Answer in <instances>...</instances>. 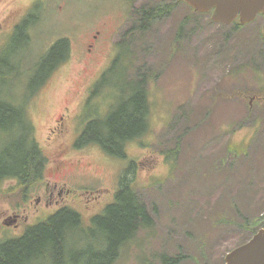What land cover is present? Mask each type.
I'll return each instance as SVG.
<instances>
[{"label": "rangeland", "instance_id": "374dc122", "mask_svg": "<svg viewBox=\"0 0 264 264\" xmlns=\"http://www.w3.org/2000/svg\"><path fill=\"white\" fill-rule=\"evenodd\" d=\"M158 5L171 8L170 14L142 32L145 11ZM29 15L36 19L31 39L14 51L6 22L12 16L11 24L25 23ZM258 27L248 26L234 41L240 48H208L220 28L178 0H0V103L30 101L17 72L24 66L30 72L58 40L71 47L66 64L52 72L43 93L29 104L35 144L47 157L41 186L24 193L18 190L20 180L7 179L0 194L11 190L32 202L37 194L44 200L47 184L53 188L57 182L56 196L64 193L52 211L68 206L89 225L114 201L128 170L154 226L123 247L115 264H161L163 254L190 256L182 264H224L231 250L264 226V149L257 153L264 138L247 154L236 149L250 127L264 131L263 113L224 96L264 93V62L256 75V60L249 61L257 43L249 35ZM249 43L252 48H246ZM182 44L186 48L177 50ZM137 83L149 93L151 129L128 142L125 158H118L92 143L93 133L105 130L104 118L119 112L118 100L130 101ZM226 118L235 125L230 131ZM84 129L91 132L87 146H72ZM14 130L12 123L0 125V143L20 145L21 151L29 147L31 135L19 143L3 135ZM28 204L27 230L49 217L44 206ZM0 209H9L8 202ZM6 235L23 233L10 229ZM72 238H83L74 242L82 250L85 241H105V234L91 226ZM73 256L66 252L61 258L72 264Z\"/></svg>", "mask_w": 264, "mask_h": 264}, {"label": "trees", "instance_id": "16d2710c", "mask_svg": "<svg viewBox=\"0 0 264 264\" xmlns=\"http://www.w3.org/2000/svg\"><path fill=\"white\" fill-rule=\"evenodd\" d=\"M171 10V8L158 5L145 11L148 12L145 14L147 26L142 27L144 29L142 31L147 30L154 20L169 15ZM33 18L30 15L27 19L29 22L26 20L24 26L20 28L16 34V43L20 41V43L28 45L32 30L29 25L34 22ZM9 48H14L13 43ZM70 48V43L66 39L58 40L55 45H52L41 61L42 85L56 68L66 63L70 56ZM131 48H134L132 44ZM143 84L137 83L134 96L129 98V102L121 103V100L116 102L119 112L113 116L109 113L104 118V131L99 130L98 133H93L95 138L92 143L99 144L106 152L118 158H125L128 142L143 138L151 129L148 122L150 119V98L148 91L142 88ZM101 85L102 80L97 86ZM9 102L11 101L6 100L4 103H0V125H8L19 117L21 119L19 125L24 126L21 135L32 136L33 125L28 116V105L18 106ZM89 134L91 132L84 129L78 145L81 142H87ZM7 135V139L19 143L21 137L19 132L8 131ZM237 145V150L244 151L245 154L248 153L247 144L239 143ZM0 147V183L14 178H20V183L26 184L42 180L47 158L37 144L31 141L30 146L22 151L20 145H12L10 148L7 144L0 143ZM129 176L128 170L123 173L120 189L114 202L108 205L100 215L91 218L89 225L74 209L70 207L61 209L43 223L29 227L23 235L0 243V264H68L61 258L66 252L74 255L72 264H115L123 247L135 240L141 232L154 226L151 214L141 202L134 182ZM91 226H96L99 231L105 234V241H85L86 246L82 250L75 249L74 242L83 238L72 237L78 231L86 232ZM71 244L73 246H69ZM189 258L190 256L185 254L173 257L163 254L161 264H182Z\"/></svg>", "mask_w": 264, "mask_h": 264}, {"label": "flooded vegetation", "instance_id": "af4514ba", "mask_svg": "<svg viewBox=\"0 0 264 264\" xmlns=\"http://www.w3.org/2000/svg\"><path fill=\"white\" fill-rule=\"evenodd\" d=\"M201 15L208 17V19H210L212 25H217L220 28V30L217 31V33L219 35H213V34L211 35V44L208 48H240L238 46V44L234 45V41L236 39H238L239 37H242L244 35L243 33L246 32L248 26L253 25V24H259V27L257 28V32L253 36L249 35V37H251V40L255 39L257 41V43L255 45L256 52H255V54H251L249 56L250 60L248 58H246V59H248L249 61L256 60L255 65H254L255 69L253 71L255 74H256V72L260 73V69H261L260 65L262 62H264V15L258 16L255 19V21L253 23H250V24H242L240 22V20L238 19L230 25H225V24L213 22L212 21L213 13L201 14ZM11 18H12V16L6 22L8 24V27H9L7 33L9 35V37H11L10 47L12 46V43H13V45H14L13 50L17 51V50H19L18 48H20V49L26 48V45L23 42L20 43V41H19V43H16V41H15V38L17 36L16 34L19 32L20 28H22L24 26L25 23L19 22L17 24H13V23L11 24ZM33 20L35 22L36 19L33 18ZM34 22H32V25L34 24ZM29 26H31V24ZM97 38H98L97 35L93 36V39H94L93 44L95 43V40ZM91 47H93V45H91L90 48ZM181 48H186V46L182 45ZM246 48H252V44L249 43ZM90 52H91V50H90ZM24 67L20 71H18V69L15 67H11V71L12 70L18 71L17 72L18 76L22 78V81L20 82L22 84V87H25L28 91H30V94L32 95V99L25 103L29 107V104L32 101H34L36 98H38L43 93V91H44L43 88L46 85H48L50 78H48L45 81V83L42 85L43 80L41 78L42 71H41V62L40 61L36 62L33 65V68L30 72H25ZM261 95H264V93ZM224 96L226 98H231L232 100L235 99V97H231V94H225ZM237 96L240 97V95H237ZM255 97L259 101H256L252 108L249 107L248 111L254 112L255 106H258V112L259 113L262 112L264 114V96H255ZM87 99H88V97L85 98L84 101H86ZM239 99L242 101H245L241 98H239ZM9 103H13V102H9ZM13 104L23 105V104L17 103V102H14ZM247 104L249 106L248 101H247ZM9 113H12V112H9ZM28 116H29V118L32 122V125H33V118L30 115L29 111H28ZM259 116L260 115L258 114V118H259ZM17 118H18L17 120H13L11 123L15 127V130L17 132H19L21 135V132H22L24 126L19 125V123H21V119L19 117H17ZM14 119H16V118H14ZM61 120H63V118H61ZM258 121H259V119L257 121H255V123H257ZM7 132L3 133L5 138H8ZM33 134H34V126H33V133L31 136V141L34 143H37L35 135H33ZM80 136H81V132L78 136H75L72 139V141H71V143L73 142L72 146L78 147V148L87 146L85 143H83L84 145H81V146L77 145ZM16 137L19 138V136H16ZM21 137H24V136L21 135ZM262 137L264 138V132L259 130L258 126H253V127H250L246 131V135H245L244 139L241 141H243V143L247 144V146L251 147V146H254L256 141ZM1 147H2V144H1ZM78 150H83V149H78ZM60 155H63L62 152H60ZM55 164H57V163L55 162ZM60 170H61V166H59V165L55 166V168H54L55 173H59ZM19 179L20 178H14V180H19ZM21 184H23V185L18 184L19 185L18 190L23 189L22 191L24 193H26V190L28 191V188L32 187L33 185L41 186V181L35 182V183H30V184H26V183H21ZM57 185H58L57 182H55V186L52 188L51 184L48 183L47 187H46L45 195H44L45 199L43 200L42 196L37 194V196H34V198H35L34 202H32L29 199V196H27L26 194L22 195V192H19L18 194H14L13 191L9 190L8 194H5V195H7V198H5V199L1 198L0 199V204L8 202V205H9V209H0V240L4 241V240H8V239L12 238V237H9L6 235V232L9 231L10 229H13L17 232H22L23 234L26 232V230H27L26 226H27V223L30 219V218H28L30 216L26 214L27 211L30 210L28 203H30L31 205L34 204V206L40 207V208H43L41 206H44V208H45L44 210L46 213H48V216L49 217L54 216L57 213L58 209H55L52 211L51 208H52L53 204H59L60 203L59 197L61 198L62 194L64 193V192H61L59 194V197L56 196L55 191H57L56 190ZM0 193H2V192H0ZM67 193H68V191H67ZM0 195H2V194H0ZM16 199L18 200V202H16ZM104 206H106V204H104ZM67 207L68 206H64L60 209H64ZM40 223H41V220L38 221L37 223H34L30 227L39 225ZM2 241H0V242H2Z\"/></svg>", "mask_w": 264, "mask_h": 264}, {"label": "water", "instance_id": "95a60500", "mask_svg": "<svg viewBox=\"0 0 264 264\" xmlns=\"http://www.w3.org/2000/svg\"><path fill=\"white\" fill-rule=\"evenodd\" d=\"M197 13H213V21L231 24L237 19L242 24L255 21L264 15V0H181ZM255 98L250 100V104ZM7 198L1 195L0 199ZM226 264H264V229L259 230L247 243L235 248L226 256Z\"/></svg>", "mask_w": 264, "mask_h": 264}]
</instances>
